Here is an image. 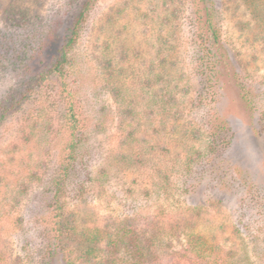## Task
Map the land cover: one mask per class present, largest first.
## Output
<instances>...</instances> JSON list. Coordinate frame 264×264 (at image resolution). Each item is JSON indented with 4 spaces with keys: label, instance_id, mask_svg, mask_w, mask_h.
Wrapping results in <instances>:
<instances>
[{
    "label": "rangeland",
    "instance_id": "rangeland-1",
    "mask_svg": "<svg viewBox=\"0 0 264 264\" xmlns=\"http://www.w3.org/2000/svg\"><path fill=\"white\" fill-rule=\"evenodd\" d=\"M69 2L0 0V40L19 36L12 23L22 19L72 25L82 5ZM213 2L252 109L223 67L217 100H205L193 22L205 0H96L74 69L47 74L29 92L21 75L0 66V106L13 93L21 102L0 125V264H69L63 249L74 252L73 264H103L124 224L158 232L164 262L196 234L235 250L238 264H264V0ZM66 88L87 140L58 195L53 180L70 133ZM224 125L218 140L229 146L214 151L210 131ZM96 229L97 252L76 259L88 243L83 233Z\"/></svg>",
    "mask_w": 264,
    "mask_h": 264
},
{
    "label": "trees",
    "instance_id": "trees-1",
    "mask_svg": "<svg viewBox=\"0 0 264 264\" xmlns=\"http://www.w3.org/2000/svg\"><path fill=\"white\" fill-rule=\"evenodd\" d=\"M96 0H70L69 6L81 4V10L72 25L66 28L61 27L62 24H55L48 20L44 25H29V20L22 19V22L12 23L17 29H23L19 36L10 35L2 43L0 40V66L5 72L10 70L21 75L19 85L25 88V92H29L34 86L42 84L47 74L51 73H68L66 69H74L73 50L78 43L80 33L93 4ZM254 0H252V3ZM213 0H205L203 8H198L194 14V25L198 27L197 37L201 40V47L205 54V65L203 72L205 73L206 82L203 88L205 91V100L215 102L218 97L219 85V69L223 67L231 76L233 83L241 88L240 96L247 107L253 108L255 101L251 95L250 89L241 84L240 75L234 69L229 52L222 41V33L216 20V9ZM258 10V9H257ZM256 10V11H257ZM13 11L12 9L10 12ZM260 12V11H259ZM10 15V13H9ZM9 16V20H10ZM12 22V21H11ZM51 54L49 63L47 56ZM40 70V71H39ZM32 85V87H30ZM68 84H65L67 87ZM221 87V86H220ZM67 93V119L69 122V141L65 147V158L62 173L60 177L54 179L53 182L57 189V194L63 191L65 185L72 181L71 177L74 173L75 166L79 161L84 160V143L87 137L84 132L83 119L74 105L72 98L73 93L66 88ZM25 94V93H24ZM27 96V95H25ZM24 96V97H25ZM10 100L0 106V125L7 114L13 112L20 104V100L16 99V94L9 96ZM225 126V125H224ZM217 128L212 127V149H215L223 143L229 146V142L225 143L222 139L219 142L218 134L226 130V126ZM218 140V141H217ZM80 158V159H79ZM78 161V162H77ZM76 171V170H75ZM156 231V230H155ZM147 231H137V228L131 225L117 227L114 239H110L108 243V255L103 264H238L236 261V252L229 249L225 252L222 246L209 244L201 235L191 234L187 246L182 251L170 252L166 262L161 261L159 256L155 254V248L158 243H162L159 233L156 232L150 237L146 235ZM86 238V240H84ZM81 240L88 241L86 244L80 243L78 247L79 254L76 259L87 261L85 257L92 256L97 252V247H92V242L101 241V232L96 229L83 233ZM55 251V248H53ZM52 251V252H53ZM54 253V252H53ZM51 253L52 255H55ZM63 256L69 264H73L74 257L71 250H62ZM122 254L125 257L120 255Z\"/></svg>",
    "mask_w": 264,
    "mask_h": 264
}]
</instances>
